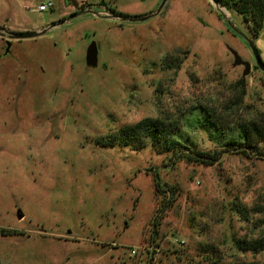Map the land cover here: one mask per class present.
<instances>
[{
  "label": "rangeland",
  "instance_id": "rangeland-1",
  "mask_svg": "<svg viewBox=\"0 0 264 264\" xmlns=\"http://www.w3.org/2000/svg\"><path fill=\"white\" fill-rule=\"evenodd\" d=\"M75 1L73 17L63 0H0V31L49 28L0 57V264H229L232 238L257 237L264 218L251 212L245 224L231 211H264V143L259 155L198 165L190 151L219 146L195 119L175 153L133 148L117 132L196 105L231 123L258 118L264 73L248 40L264 64V24L252 38L239 14L209 0H167L143 22L163 0ZM233 52L250 64L246 77ZM167 57L179 68L167 70ZM236 256L264 264V254Z\"/></svg>",
  "mask_w": 264,
  "mask_h": 264
},
{
  "label": "trees",
  "instance_id": "trees-1",
  "mask_svg": "<svg viewBox=\"0 0 264 264\" xmlns=\"http://www.w3.org/2000/svg\"><path fill=\"white\" fill-rule=\"evenodd\" d=\"M216 1L222 8L234 10L239 14L248 26L251 37H258L264 24V0ZM167 60L168 57L164 59V67L167 70L178 69L181 64L180 60H177L176 65H173V60L170 63ZM235 86L239 93V99L235 101L231 108L227 109V112L232 115L235 114L242 104V99L245 96V81L241 79ZM220 111L204 105H196L180 113L179 117L146 118L133 126L120 129L117 133H120L119 137H125L121 141L122 143L131 142L134 146L133 148L141 149L151 145L158 153H175L179 145L178 132L183 128L186 120H193L194 122L196 120V129L205 132L209 140L219 147H214L213 150L208 151H190L187 157L188 162L197 163L198 165H213L218 162L223 153L228 152L245 156L259 155L258 146L264 143V113H258L259 117L256 119H246L231 123L222 119ZM187 114L190 119L186 117ZM231 211L241 223L245 224L251 223L253 216L251 212L264 215L263 210L246 209L238 203H234ZM256 227L259 231L257 237L232 238L230 251L233 252L234 260L229 264H240L237 254L245 252L264 254V218L259 219V225ZM212 264L221 263L217 259Z\"/></svg>",
  "mask_w": 264,
  "mask_h": 264
},
{
  "label": "water",
  "instance_id": "water-1",
  "mask_svg": "<svg viewBox=\"0 0 264 264\" xmlns=\"http://www.w3.org/2000/svg\"><path fill=\"white\" fill-rule=\"evenodd\" d=\"M67 4H71L74 8L78 7V3L75 0H64ZM167 0H163L162 5L159 7V9L157 10V13H159L162 9V7L164 6V4L166 3ZM213 6H215L217 9H219V11H221L220 5L217 3L216 0H209ZM150 17L147 18H142V19H137L140 22H143L145 20H147ZM49 30V28L44 29L43 31H35V32H29V33H24V34H12L13 38L16 40H25V39H31V38H36L38 36H41L43 34H45L47 31ZM248 45L249 48L254 56L255 59V67L260 70L262 73H264V64L262 63L257 51L254 49L253 45L251 44V42L248 40ZM233 57H234V66H242L244 68L243 72H242V76L246 77L251 70V66L249 63L243 62L236 53H232ZM97 56H98V50H97V46L95 42H92L90 44V46L87 49L86 52V65L88 68H96L97 66ZM18 218H21V215L18 216Z\"/></svg>",
  "mask_w": 264,
  "mask_h": 264
},
{
  "label": "flooded vegetation",
  "instance_id": "flooded-vegetation-1",
  "mask_svg": "<svg viewBox=\"0 0 264 264\" xmlns=\"http://www.w3.org/2000/svg\"><path fill=\"white\" fill-rule=\"evenodd\" d=\"M63 2H64V4L67 6V7H70L72 10H73V17L74 16H77L79 13H80V10L82 9V5L81 4H78V7L77 8H74L71 4H67L64 0H63ZM158 13H157V11H156V13L155 14H152V15H150V16H147V17H150V18H153L154 16H156ZM147 17H144V18H147ZM150 18H148V19H150ZM142 19V18H141ZM147 19V20H148ZM146 21V20H145ZM0 40H1V42H2V45L5 47V54L4 55H2V56H0V57H8V56H10V52H11V48H12V45H13V42L16 40V39H14L13 38V36H12V34L13 33H11V32H9V31H0ZM256 68V67H255ZM19 215H21L20 213H18V215H17V218H18V216ZM24 217H23V215H21V218H18V220L20 221V220H22ZM3 229H1L0 230V233L1 232H3L2 231ZM2 234V233H1ZM3 235V234H2ZM5 235V234H4Z\"/></svg>",
  "mask_w": 264,
  "mask_h": 264
},
{
  "label": "built area",
  "instance_id": "built-area-1",
  "mask_svg": "<svg viewBox=\"0 0 264 264\" xmlns=\"http://www.w3.org/2000/svg\"><path fill=\"white\" fill-rule=\"evenodd\" d=\"M51 7V5H50V3L47 1V5H45V4H42V5H40L38 8H37V11L38 12H44V11H46L48 8H50ZM133 253H134V251H133Z\"/></svg>",
  "mask_w": 264,
  "mask_h": 264
},
{
  "label": "crops",
  "instance_id": "crops-1",
  "mask_svg": "<svg viewBox=\"0 0 264 264\" xmlns=\"http://www.w3.org/2000/svg\"><path fill=\"white\" fill-rule=\"evenodd\" d=\"M264 31V30H263Z\"/></svg>",
  "mask_w": 264,
  "mask_h": 264
}]
</instances>
